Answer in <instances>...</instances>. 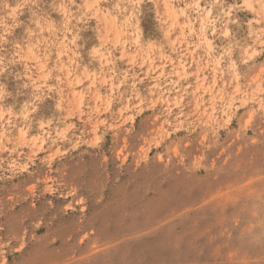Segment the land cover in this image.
<instances>
[{
	"label": "rangeland",
	"instance_id": "obj_1",
	"mask_svg": "<svg viewBox=\"0 0 264 264\" xmlns=\"http://www.w3.org/2000/svg\"><path fill=\"white\" fill-rule=\"evenodd\" d=\"M0 264H264V0H0Z\"/></svg>",
	"mask_w": 264,
	"mask_h": 264
}]
</instances>
